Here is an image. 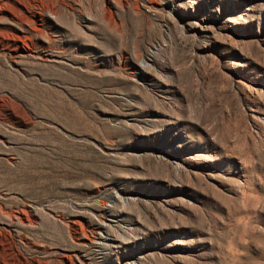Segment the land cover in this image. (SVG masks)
<instances>
[{
  "label": "rangeland",
  "instance_id": "1",
  "mask_svg": "<svg viewBox=\"0 0 264 264\" xmlns=\"http://www.w3.org/2000/svg\"><path fill=\"white\" fill-rule=\"evenodd\" d=\"M0 264H264V0H0Z\"/></svg>",
  "mask_w": 264,
  "mask_h": 264
}]
</instances>
